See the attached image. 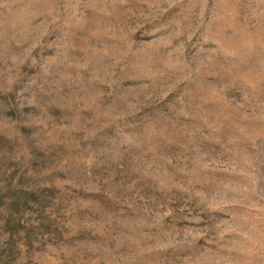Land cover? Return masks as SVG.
<instances>
[{"label": "rangeland", "instance_id": "1", "mask_svg": "<svg viewBox=\"0 0 264 264\" xmlns=\"http://www.w3.org/2000/svg\"><path fill=\"white\" fill-rule=\"evenodd\" d=\"M0 264H264V0H0Z\"/></svg>", "mask_w": 264, "mask_h": 264}, {"label": "trees", "instance_id": "2", "mask_svg": "<svg viewBox=\"0 0 264 264\" xmlns=\"http://www.w3.org/2000/svg\"><path fill=\"white\" fill-rule=\"evenodd\" d=\"M18 194L16 195V200L13 201L11 203V206L8 209V225L11 226V223L14 222L16 224V226L22 225L21 222H18V220H16L13 216L15 213H23L25 212L27 209H31V208H35L37 211H40L41 213L43 212V216H41L42 219H45V212L46 209L52 208V202L51 199H49L47 194H42V193H27L23 190H18ZM51 198V197H50ZM3 200V197L1 198ZM17 206V207H16ZM36 206V207H35ZM15 207L17 209H15ZM50 216V215H48ZM16 218H17V214H16ZM13 220V221H12ZM33 223L30 224V226ZM46 226L53 228L52 229V233L57 234L56 232L58 231V224H55V222H48L45 223L44 221H42L39 225H33V231L38 230L40 231V229H45Z\"/></svg>", "mask_w": 264, "mask_h": 264}]
</instances>
